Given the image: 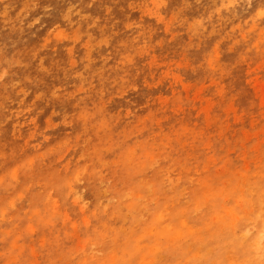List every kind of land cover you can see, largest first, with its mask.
I'll return each mask as SVG.
<instances>
[{
    "label": "clouds",
    "instance_id": "clouds-1",
    "mask_svg": "<svg viewBox=\"0 0 264 264\" xmlns=\"http://www.w3.org/2000/svg\"><path fill=\"white\" fill-rule=\"evenodd\" d=\"M0 264H264V0H0Z\"/></svg>",
    "mask_w": 264,
    "mask_h": 264
}]
</instances>
